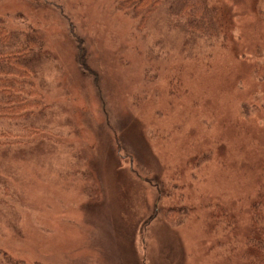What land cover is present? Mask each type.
Segmentation results:
<instances>
[{
  "label": "rangeland",
  "instance_id": "obj_1",
  "mask_svg": "<svg viewBox=\"0 0 264 264\" xmlns=\"http://www.w3.org/2000/svg\"><path fill=\"white\" fill-rule=\"evenodd\" d=\"M158 1L141 20L117 0H0V51L29 45L34 91L0 101V252L264 264L261 0H209V41Z\"/></svg>",
  "mask_w": 264,
  "mask_h": 264
},
{
  "label": "trees",
  "instance_id": "obj_2",
  "mask_svg": "<svg viewBox=\"0 0 264 264\" xmlns=\"http://www.w3.org/2000/svg\"><path fill=\"white\" fill-rule=\"evenodd\" d=\"M179 7L172 12L177 19L181 20V29L192 37L204 38L205 41L211 40L210 38L217 39L222 35V30L219 26L212 25V7L209 5V0H177ZM160 2L158 0H117V6L124 11L130 12L139 16L141 20L144 18V13H148ZM198 8V10L196 9ZM259 15L264 17V0L258 11ZM214 24V23H213ZM33 37V35H29ZM24 41V40H23ZM27 41H30L29 37ZM25 44V41H24ZM21 41L15 42L14 45L8 47L6 52L0 51V101L6 106L14 104L13 93L23 94L24 89H28L29 95L33 94V85L27 78L32 75V67L30 64H25L21 56L26 52V47ZM39 51L41 45L34 42ZM27 80V82H26ZM16 105L9 106L10 109H15ZM173 222L171 218L169 220ZM260 244V243H259ZM264 251V248H262ZM0 264H27L25 261L14 258L5 252H0Z\"/></svg>",
  "mask_w": 264,
  "mask_h": 264
}]
</instances>
